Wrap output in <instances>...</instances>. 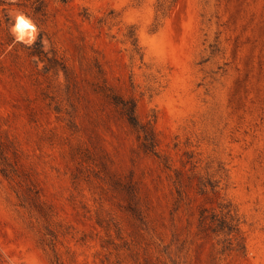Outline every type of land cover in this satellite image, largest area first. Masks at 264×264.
<instances>
[{
	"label": "rangeland",
	"instance_id": "rangeland-1",
	"mask_svg": "<svg viewBox=\"0 0 264 264\" xmlns=\"http://www.w3.org/2000/svg\"><path fill=\"white\" fill-rule=\"evenodd\" d=\"M34 1L0 0L17 172L0 171V264H264V0H167L157 21V0H44L40 17ZM109 87L136 100L154 152ZM220 202L237 237L200 221Z\"/></svg>",
	"mask_w": 264,
	"mask_h": 264
},
{
	"label": "trees",
	"instance_id": "trees-1",
	"mask_svg": "<svg viewBox=\"0 0 264 264\" xmlns=\"http://www.w3.org/2000/svg\"><path fill=\"white\" fill-rule=\"evenodd\" d=\"M167 0H157L156 3V13L155 20L157 21L160 14H165V9L167 7ZM32 13L36 17L46 14V5L44 0H35L31 5ZM126 32L124 33L126 41L130 42L132 46V52L134 55L140 57L141 61L144 60V54L142 52V46L139 43V38L137 34V28L133 25L128 24L126 26ZM37 46H41V40H37L35 43ZM38 51V50H36ZM40 58L43 57L44 52L39 50V52H34ZM107 97L111 102L119 108L121 114L126 118L129 125L138 134V138L141 140V146L146 152H154L156 149L157 138L154 128L149 122H142L137 114L136 100L133 97H124L113 88L109 87L106 91ZM12 141L7 139V142L0 143V161L2 162V167L0 169L2 175L6 178H15L17 175L16 169L12 164H10L9 158L5 153L6 149H9ZM4 145V147H3ZM212 189H216L217 185L212 184L209 181ZM220 213L216 211L205 216V210L200 212V221L204 225L206 224L213 232L218 234H224L231 239L232 236L237 237L240 234L241 221L236 209L231 203H219ZM43 211V210H42ZM236 240V239H235ZM231 243V242H229ZM239 244V242H238ZM244 247V246H243Z\"/></svg>",
	"mask_w": 264,
	"mask_h": 264
},
{
	"label": "bare ground",
	"instance_id": "bare-ground-1",
	"mask_svg": "<svg viewBox=\"0 0 264 264\" xmlns=\"http://www.w3.org/2000/svg\"><path fill=\"white\" fill-rule=\"evenodd\" d=\"M16 30L20 35L31 33L34 30V25L26 17H19L15 24Z\"/></svg>",
	"mask_w": 264,
	"mask_h": 264
},
{
	"label": "water",
	"instance_id": "water-1",
	"mask_svg": "<svg viewBox=\"0 0 264 264\" xmlns=\"http://www.w3.org/2000/svg\"><path fill=\"white\" fill-rule=\"evenodd\" d=\"M17 21H18V20H17ZM17 21H16V22H17Z\"/></svg>",
	"mask_w": 264,
	"mask_h": 264
}]
</instances>
